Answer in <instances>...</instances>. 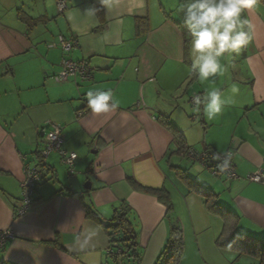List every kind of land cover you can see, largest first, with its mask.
I'll return each mask as SVG.
<instances>
[{"label":"crops","instance_id":"0c3cea01","mask_svg":"<svg viewBox=\"0 0 264 264\" xmlns=\"http://www.w3.org/2000/svg\"><path fill=\"white\" fill-rule=\"evenodd\" d=\"M64 1L59 12L57 0H0V231L14 235L0 249V264H115L105 232L86 216V207L104 222L115 210L128 211L139 261L118 264H156L173 226L182 232L179 264H258L215 242L224 217L228 233L264 239V7L246 10L254 39L223 58L227 70L209 83L191 77L182 0ZM49 22L56 30L51 37L40 27ZM59 36L74 43L66 55ZM62 59L86 60L89 79L55 82ZM232 83L239 87L235 96L228 91ZM211 88L224 90L229 102L210 121L192 110L189 99ZM109 89L119 108L93 114L86 94ZM46 122L61 128L62 149L77 155L74 173L51 152L45 160L50 173L40 168L33 203L18 216L20 183L27 167L38 166ZM166 122L185 148L233 151L238 179L203 177L201 165L179 151ZM255 173L262 182L247 180ZM131 182L164 190L171 211ZM196 185L210 191L220 208L209 211ZM88 226L98 230V242L74 250Z\"/></svg>","mask_w":264,"mask_h":264},{"label":"clouds","instance_id":"9594fccd","mask_svg":"<svg viewBox=\"0 0 264 264\" xmlns=\"http://www.w3.org/2000/svg\"><path fill=\"white\" fill-rule=\"evenodd\" d=\"M257 0H182L179 9L182 23L187 30L190 50V68L201 82L214 83L216 77L227 70L223 58L239 54L254 39V26L246 19V10H252ZM228 91L235 96L239 92L236 83ZM220 88L205 89L194 95L190 107L194 112H203L208 120L216 119L229 100ZM87 107L93 114H107L119 108L112 90L89 91L86 94ZM213 159L220 160L219 153ZM230 157L225 154L222 167L227 168ZM98 230L88 226L78 234L74 244L77 251L94 247L98 242Z\"/></svg>","mask_w":264,"mask_h":264},{"label":"trees","instance_id":"16d2710c","mask_svg":"<svg viewBox=\"0 0 264 264\" xmlns=\"http://www.w3.org/2000/svg\"><path fill=\"white\" fill-rule=\"evenodd\" d=\"M256 4L264 7V0H257ZM139 24L140 22H138L136 25V28L138 29ZM191 77L192 79L196 78V76L192 73ZM165 126L174 135V140L179 148V151H182L185 155V152L188 148H185L184 146L182 135L169 122H166ZM45 167L46 165H44L42 168L46 169ZM46 172L50 173V170L46 169ZM130 184L135 189H139L146 193L156 196V198L163 205L166 206L167 211H171L172 205L169 200L168 194L164 190L141 188L134 182H131ZM193 188L198 194H200L205 199V203L209 211H213L217 208H220L219 204L215 203L214 201L211 202V199H213L215 196L210 191L204 188H200L198 185ZM86 216L98 223V225L105 232L109 243V257L113 260L115 264H118L122 262V260L124 261L127 259H131L134 262L139 261L140 254L136 241V234L132 223L128 218V211L126 210V208L115 210L113 217L107 222L102 221L91 207H86ZM224 220L225 229L223 230L219 238H217L215 242L216 247H218L219 249H234L238 251L240 255L254 257L258 260V264H264V239H256L250 236L234 233L233 231L231 233H228L227 225L229 223L228 220H226V217H224ZM117 251L119 252V254H116ZM182 252L183 239L181 229L177 226H173L170 230L167 243L162 253L160 254L156 264H179Z\"/></svg>","mask_w":264,"mask_h":264},{"label":"built area","instance_id":"2783aa9c","mask_svg":"<svg viewBox=\"0 0 264 264\" xmlns=\"http://www.w3.org/2000/svg\"><path fill=\"white\" fill-rule=\"evenodd\" d=\"M56 6L59 12L65 9V1L57 0ZM57 45L62 50L63 54H68L73 46V42L65 41L61 36L57 39ZM60 68L58 72L52 76V79L57 83H63L68 81L70 78L78 77L80 79H89L90 77V67L86 60L79 62L71 61L68 59H62L60 62ZM189 101H191V98ZM45 125H49L50 128L45 134V142L42 149L38 153L39 163L37 167L29 168L24 170V177L20 183V207L16 210V215L20 216L27 212L33 203L34 191L38 183L43 179L42 172L40 168L45 165V160L51 152H57L60 156V161L68 169V173L73 175L74 165L77 161V155L73 152H66L62 149V144L64 142V137L62 135V130L59 126L46 122ZM215 152L205 150L202 152H196L195 150L189 148L186 150L185 155L191 162H196L201 165L202 168L207 169L213 176L222 177L226 181L238 179V175L235 171V165L233 163V151H227L220 154L221 159H213V154ZM225 154L230 157V164L227 168L222 167V161ZM247 180L249 182L260 183L263 181V177L260 173H255L250 175ZM14 239V235L10 230L0 231V249L9 241ZM116 254H119L117 251Z\"/></svg>","mask_w":264,"mask_h":264},{"label":"rangeland","instance_id":"374dc122","mask_svg":"<svg viewBox=\"0 0 264 264\" xmlns=\"http://www.w3.org/2000/svg\"><path fill=\"white\" fill-rule=\"evenodd\" d=\"M41 27V29L43 30V31H47V32H43V34H45V36H52L50 33H51V31H54V33L56 32V30H55V26L53 25V24H51L50 22L49 23H46V24H44V25H41L40 26ZM55 35V34H54ZM54 41H56V38H55V40ZM241 73L242 74H244V70L242 69V67H241ZM190 165H191V163L189 162V161H187ZM193 166V165H192ZM196 165H194L193 166V171L194 170H196V167H195ZM204 169V168H203ZM199 172H201V171H199ZM204 173V174H203ZM203 177H206L207 179H212V178H215L207 169H204L203 171H202V174H201ZM196 175H194V176H189L190 178H192L193 179V177H195ZM197 177V176H196ZM198 178V177H197ZM194 180V179H193ZM196 181V180H195Z\"/></svg>","mask_w":264,"mask_h":264}]
</instances>
